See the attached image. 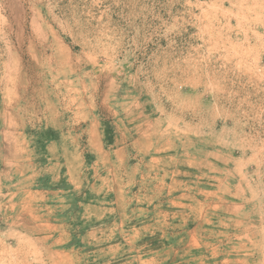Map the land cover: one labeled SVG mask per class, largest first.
<instances>
[{
  "label": "rangeland",
  "instance_id": "rangeland-1",
  "mask_svg": "<svg viewBox=\"0 0 264 264\" xmlns=\"http://www.w3.org/2000/svg\"><path fill=\"white\" fill-rule=\"evenodd\" d=\"M0 264H264V0H0Z\"/></svg>",
  "mask_w": 264,
  "mask_h": 264
}]
</instances>
